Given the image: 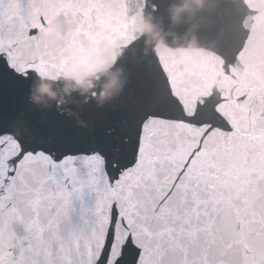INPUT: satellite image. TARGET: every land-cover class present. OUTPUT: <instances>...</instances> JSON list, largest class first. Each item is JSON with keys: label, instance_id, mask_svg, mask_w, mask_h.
Wrapping results in <instances>:
<instances>
[{"label": "snow or ice", "instance_id": "1", "mask_svg": "<svg viewBox=\"0 0 264 264\" xmlns=\"http://www.w3.org/2000/svg\"><path fill=\"white\" fill-rule=\"evenodd\" d=\"M133 21L128 0H0V264H264V93L235 125L219 104L189 114L161 60L167 95L145 81L116 124L28 104L39 74Z\"/></svg>", "mask_w": 264, "mask_h": 264}, {"label": "water", "instance_id": "2", "mask_svg": "<svg viewBox=\"0 0 264 264\" xmlns=\"http://www.w3.org/2000/svg\"><path fill=\"white\" fill-rule=\"evenodd\" d=\"M128 6L134 32L127 41L100 48L111 64L93 81L98 94L117 74L119 91L100 106L91 97L85 103V96L77 91L65 92L58 80L54 88L64 103L48 101L44 107L31 99L39 84L37 76L27 92L32 108L58 120L63 119L58 112L70 118L74 112L91 110L98 120L106 118L116 124L137 106L145 81H153L167 95L161 60L189 114L198 102L209 110L219 104L217 111L235 125V113L243 107L238 98L244 92L249 96L264 93V0H128ZM138 7L141 14L136 12ZM144 23L152 26L151 34L142 32ZM188 131L195 130L188 127ZM258 143L264 144V137ZM256 155L264 161V149Z\"/></svg>", "mask_w": 264, "mask_h": 264}, {"label": "clouds", "instance_id": "3", "mask_svg": "<svg viewBox=\"0 0 264 264\" xmlns=\"http://www.w3.org/2000/svg\"><path fill=\"white\" fill-rule=\"evenodd\" d=\"M54 29V25L49 27L50 36H54ZM142 32L151 34L152 26L144 23L142 25ZM160 46L161 42H158L157 47ZM71 55L73 59L66 64L63 73L59 76L51 73L38 75L39 84L35 89L36 94L31 97L35 103H42L44 107L48 106V101H55L57 104L64 103L63 98L58 96L54 88L58 80L63 83L65 92L77 91L85 96V103L91 97L96 99L100 106L119 91L120 81L117 74H114L102 86L98 94L94 90L95 85L93 81L99 79V74L105 73L111 64V61L98 46L90 50H73Z\"/></svg>", "mask_w": 264, "mask_h": 264}]
</instances>
